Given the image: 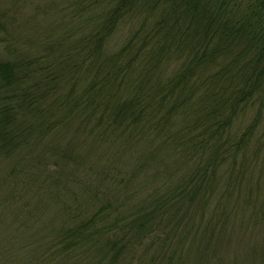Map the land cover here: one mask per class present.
<instances>
[{
  "label": "trees",
  "instance_id": "16d2710c",
  "mask_svg": "<svg viewBox=\"0 0 264 264\" xmlns=\"http://www.w3.org/2000/svg\"><path fill=\"white\" fill-rule=\"evenodd\" d=\"M10 4L0 264H264V0Z\"/></svg>",
  "mask_w": 264,
  "mask_h": 264
},
{
  "label": "rangeland",
  "instance_id": "374dc122",
  "mask_svg": "<svg viewBox=\"0 0 264 264\" xmlns=\"http://www.w3.org/2000/svg\"><path fill=\"white\" fill-rule=\"evenodd\" d=\"M43 1V4H47V1L48 0H42ZM36 5L37 4H34L32 7H28V8H25V10H23L22 14L25 16V17H33L36 15V12H35V9H36ZM7 8H12L11 7V4H10V0H0V11L1 10H5ZM20 20V23H23L24 24V20L23 19H19ZM26 31V30H25ZM40 30L37 31V33H39ZM15 45L17 46H23L22 43H16ZM7 44H0V54L2 53H6L7 51ZM264 151V150H263ZM3 219L2 216L0 215V220ZM243 233V231H242ZM237 242V244H233L231 245V250L227 252V254L225 253V256H224V253H221L220 254V257L218 261L220 264H233L234 261H235V254L239 253V262L241 260H244L246 261L249 257L248 253H246L247 249H248V246H246L245 244L237 241V240H234ZM248 241V240H247ZM244 242V241H243ZM260 243V242H259ZM264 243V242H263ZM244 253H246V255L244 256ZM244 258V259H243ZM238 260V259H237ZM216 261H214V264H216ZM242 263V261H241ZM240 263V264H241ZM212 264V262L210 263ZM249 264H252V263H249Z\"/></svg>",
  "mask_w": 264,
  "mask_h": 264
}]
</instances>
